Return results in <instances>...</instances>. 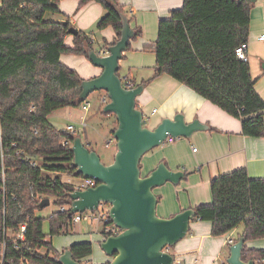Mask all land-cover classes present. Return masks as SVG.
I'll use <instances>...</instances> for the list:
<instances>
[{"label":"trees","instance_id":"16d2710c","mask_svg":"<svg viewBox=\"0 0 264 264\" xmlns=\"http://www.w3.org/2000/svg\"><path fill=\"white\" fill-rule=\"evenodd\" d=\"M59 1L2 0L0 7V264H61L58 257L64 250H55L48 236L69 233L75 225L69 207L76 188L63 176H76L72 144L77 135L55 126L49 117L82 104L78 98L84 79L62 62V55L88 57L95 48L91 33L78 29L73 35L70 29L76 27L69 20L46 18L63 14ZM90 1L105 9L97 29L112 26L118 40L121 13L132 19L129 11L119 0L80 4ZM254 5L251 0H184L159 21L156 41L144 48L156 55L154 76L144 82L168 74L240 119L243 135L264 137V98L249 60L236 53L249 41ZM135 30L142 35L141 28ZM68 36H73L72 45L66 43ZM117 40H104L103 50ZM124 82L136 86L129 75ZM210 184L212 201L195 209L198 219L212 223L213 236L243 226L238 237L264 239V177L252 178L241 167L215 176ZM46 198H54L58 206L48 216V234L45 218L37 215ZM69 248L76 260L90 264L84 259L93 254L91 241ZM251 259L264 264V248L245 244L243 260Z\"/></svg>","mask_w":264,"mask_h":264},{"label":"crops","instance_id":"0c3cea01","mask_svg":"<svg viewBox=\"0 0 264 264\" xmlns=\"http://www.w3.org/2000/svg\"><path fill=\"white\" fill-rule=\"evenodd\" d=\"M119 2L132 16V19L129 18L132 28L142 30V35L131 40L130 49L120 60V74L125 77L129 75V79L136 85L144 84V91L138 96L137 104L144 112L146 124L155 128L163 118L173 119L176 114L183 113L187 123L197 119L208 126L207 130L197 131L191 138L180 137L166 142L143 157L141 167L145 174L154 170L160 162H165L173 170L185 171V178L179 184L167 182L155 188L154 191L159 197L158 215L167 218L184 209L211 202V179L219 174L245 167L252 178L264 177V137L243 135L240 119L168 74L160 75L148 83L144 82L154 76L156 64L155 53L144 48L156 41L159 21L169 17L173 9L181 7L184 0ZM80 3V0H60L59 7L67 18L55 17H58L57 20H69L77 29L91 33L95 50L103 51L104 40H117L116 31L112 26L97 29L99 19L105 14V9L100 3ZM261 34H264V0H257L251 11L246 52L252 76L256 80V89L264 98V41L259 39ZM66 43L72 45L73 36H68ZM61 60L75 69L84 80L94 78L102 72V68L89 62L85 55L63 54ZM70 178L66 181L77 183ZM212 229L210 221L198 218L192 220L188 234L169 249L175 256V263L227 264L230 252L226 253L225 248L231 246L228 240L241 235L243 226L219 237L213 236ZM247 245L255 248L249 243ZM84 261L89 260L85 258Z\"/></svg>","mask_w":264,"mask_h":264},{"label":"water","instance_id":"95a60500","mask_svg":"<svg viewBox=\"0 0 264 264\" xmlns=\"http://www.w3.org/2000/svg\"><path fill=\"white\" fill-rule=\"evenodd\" d=\"M256 3L257 0H251ZM121 37L103 51L90 49L88 58L100 68V75L83 80L78 102H84L97 90L107 93L109 101L104 105L105 113H114L117 126L113 131L117 141L114 161L106 164L99 154L85 144L81 136H75L72 144L76 176L94 179V187L77 188L70 193L71 213L97 210L100 204L110 206L109 216L121 232L100 240V246L112 258L110 264H174L175 256L169 248L182 240L190 230L192 220L198 218L195 208H187L171 217L157 213L159 197L155 188L171 182L179 184L185 178L184 170H173L165 162L147 175H142L143 157L169 137L191 138L197 131L208 126L195 119L187 123L183 113L163 118L151 128L146 124L144 112L138 107L137 98L144 91V84L129 86L125 76L119 74L120 60L128 50L131 40L137 36L130 20L121 13ZM70 33L78 34L77 28ZM264 69V64H263ZM50 204L44 199L40 206ZM247 237L242 235L230 246L227 264H256L254 259L243 260V249ZM61 264H82L67 248L58 257Z\"/></svg>","mask_w":264,"mask_h":264},{"label":"rangeland","instance_id":"374dc122","mask_svg":"<svg viewBox=\"0 0 264 264\" xmlns=\"http://www.w3.org/2000/svg\"><path fill=\"white\" fill-rule=\"evenodd\" d=\"M55 16H58L62 19L67 18L65 14H47L46 18H58ZM68 54L73 55V53ZM87 60L91 62L88 57ZM107 101H109L107 93L103 90H97L92 92L86 99V102H90V107L88 110L83 108V102L80 105L59 109L55 111L49 117V119L55 126L59 128H66L65 126H67L69 123L74 124L77 129L76 135L81 136L83 142L91 149L95 150L104 163L110 164L114 161V157L117 152V141L113 135V130L117 126V119L114 113H103V108ZM109 141H111L110 145L107 144ZM143 160L141 164H143ZM142 175L147 174L142 171ZM68 178L70 177L67 174H64L63 180H67ZM70 179L78 182L81 185H85V179L83 177L73 176ZM57 208L58 206L54 203V198H50V204L37 211V215L45 218L44 231L47 234L49 233L48 216L57 210ZM107 208L108 205L105 204L100 207V210ZM103 230L104 225L102 222L92 223L80 221L75 223L74 228L69 233L56 234L52 237L48 236V239H51L55 250L61 252L69 248V246L73 243L84 240L91 241L93 243V254L88 257V262L90 264H105L108 260L111 261L113 257L107 255L100 246V240L103 237ZM248 243L255 248L264 247V239H251L248 240L247 244ZM225 250L226 253H229L230 246H226ZM43 252H45V250H43Z\"/></svg>","mask_w":264,"mask_h":264},{"label":"built area","instance_id":"2783aa9c","mask_svg":"<svg viewBox=\"0 0 264 264\" xmlns=\"http://www.w3.org/2000/svg\"><path fill=\"white\" fill-rule=\"evenodd\" d=\"M1 5H2V0H0V7H1ZM259 39L264 41V34H261L259 36ZM247 47H248V43H243L236 49V53H237L239 59L244 60V61H248L249 60V57H248L247 52H246L247 51ZM83 104H84L83 108L85 110H88L89 107H90V102H86V100H85ZM67 127L70 130V132L76 134L77 129H76L74 124H69ZM172 141H174V138H172V137H169L166 140V142H172ZM110 143H111V141H109L107 144L110 145ZM194 150H196V148H194ZM84 179H85V185H81L78 182L76 184H74L76 189L77 188L83 189V188H87V187H94V186H96L98 184V182L95 181L94 179H90V178H84ZM102 205H105V204H100L98 209L94 210V211L86 210L84 212H76V213H74V216H73V219H72L73 222L74 223H78L80 221H87V222H92V223H94V222L101 223L102 222L103 225H104V230H103L102 234L106 235L105 237L110 236V235L119 234L121 232V229L111 221V218L109 216L110 206L108 205L107 209L100 210V207ZM69 208H71V206ZM66 210H67L66 207H62L61 208V211H66ZM25 230H26V224H23L22 225V231H21V234H20L21 238L24 237V233L23 232ZM234 242H236L234 238H230L228 240V244L229 245L233 244ZM85 263H87V262H85Z\"/></svg>","mask_w":264,"mask_h":264}]
</instances>
